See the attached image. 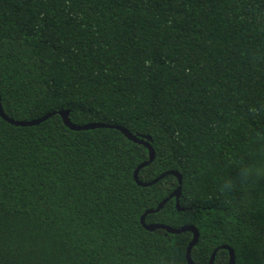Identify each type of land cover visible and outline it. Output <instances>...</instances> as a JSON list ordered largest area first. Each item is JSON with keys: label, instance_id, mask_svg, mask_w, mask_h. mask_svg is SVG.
<instances>
[{"label": "trees", "instance_id": "trees-1", "mask_svg": "<svg viewBox=\"0 0 264 264\" xmlns=\"http://www.w3.org/2000/svg\"><path fill=\"white\" fill-rule=\"evenodd\" d=\"M0 106V264H264V0H0Z\"/></svg>", "mask_w": 264, "mask_h": 264}, {"label": "water", "instance_id": "water-1", "mask_svg": "<svg viewBox=\"0 0 264 264\" xmlns=\"http://www.w3.org/2000/svg\"><path fill=\"white\" fill-rule=\"evenodd\" d=\"M57 113L59 114L63 124L65 126H67L69 129H72V130H81V129H87V128H94V127H112V128H116L118 129L120 132H122V134L132 140L133 142H136V143H140V144H143L146 148H147V151H148V159L141 162L140 164H138L134 170H133V178L135 180V182L139 185H142V186H145V185H149L151 183H153L154 181H156L159 177H161L163 174H161L160 176H158L157 178L155 179H152L148 182H142V181H139L136 177V173H137V170L139 167H141L142 165L148 163L152 156H153V151H152V148L148 142V136H146V140H143L142 138L140 137H137L136 135L130 133L126 128L122 127V126H119V125H110V124H107V123H102V122H87V123H83V124H75V123H72L69 119H68V116H67V110L65 109H61V110H58ZM50 114H53V112H48V113H45L43 114L42 116L40 117H37V118H33V119H30V120H15V119H12L8 116H6L2 109H1V106H0V116L6 120L7 122L11 123V124H14V125H32V124H37L39 123L40 121L44 120L46 117H48ZM168 173L170 174H173L174 176H176L177 178V182L178 184L180 183V176L179 174L174 171V170H169ZM178 191H179V185L175 188V190L170 194L173 195L175 197V205L178 209H180L178 207V204H177V195H178ZM167 198H164L163 200H161L155 208H151V209H147L143 212V214L140 216V223L142 224V226L148 230H151V229H154V228H161V229H164L165 231L167 232H171V233H178V232H181V231H184V230H189L191 233H192V238L191 240L188 242V245H187V248H186V254H185V258H186V262L187 264H194L191 260H190V257H189V250H190V247L192 246V244L196 241V238H197V230L192 226V225H184V226H180V227H177V228H174V227H171V226H168V225H164V224H159V223H144V220H143V217L146 213L148 212H152V211H157L162 205L163 203L165 202ZM219 248H224L227 250V253H228V261L226 264H234V253H233V250L227 246V245H220ZM218 248H215L210 257H209V260L206 264H210L211 263V260L213 258V254L215 253V251L217 250Z\"/></svg>", "mask_w": 264, "mask_h": 264}]
</instances>
